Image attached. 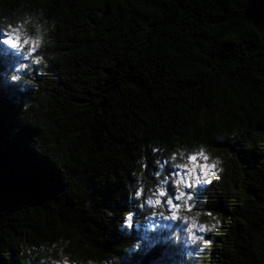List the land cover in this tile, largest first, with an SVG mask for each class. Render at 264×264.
<instances>
[{"label": "trees", "instance_id": "1", "mask_svg": "<svg viewBox=\"0 0 264 264\" xmlns=\"http://www.w3.org/2000/svg\"><path fill=\"white\" fill-rule=\"evenodd\" d=\"M21 3L57 30L35 91L0 86V264L60 237L82 257L123 255L141 149L194 141L225 159L203 193L223 221L207 264H264V0H0V13ZM176 259L162 245L124 261Z\"/></svg>", "mask_w": 264, "mask_h": 264}, {"label": "clouds", "instance_id": "2", "mask_svg": "<svg viewBox=\"0 0 264 264\" xmlns=\"http://www.w3.org/2000/svg\"><path fill=\"white\" fill-rule=\"evenodd\" d=\"M56 30L57 22L30 3L0 13V86H15L22 93L35 91L37 79L48 75L54 59L49 49L55 46ZM6 56L13 62L5 70ZM34 107L38 104L31 97L22 104V113ZM238 135L234 131L230 138L219 135L216 139L235 144ZM135 164L130 174L133 182L126 185L127 210L117 220L116 229L124 236L137 233L138 238L124 242L123 255L82 257L68 250L71 238L60 237L38 246L22 244V264H125L126 256L147 255L162 245L176 251V264H207L214 234L223 221L219 212L208 207L209 197L203 193L214 181H221L224 157L205 142H177L172 147L156 142L141 149ZM149 238L154 240L144 252Z\"/></svg>", "mask_w": 264, "mask_h": 264}]
</instances>
